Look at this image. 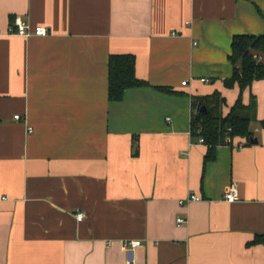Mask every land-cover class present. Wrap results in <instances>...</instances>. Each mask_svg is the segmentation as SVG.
Masks as SVG:
<instances>
[{
    "label": "crops",
    "instance_id": "0c3cea01",
    "mask_svg": "<svg viewBox=\"0 0 264 264\" xmlns=\"http://www.w3.org/2000/svg\"><path fill=\"white\" fill-rule=\"evenodd\" d=\"M16 16L48 32L0 34V264H264V78L241 94L256 143L205 159L191 133L192 96L236 99L230 42L264 0H0V30ZM111 53L148 84L110 100Z\"/></svg>",
    "mask_w": 264,
    "mask_h": 264
},
{
    "label": "trees",
    "instance_id": "16d2710c",
    "mask_svg": "<svg viewBox=\"0 0 264 264\" xmlns=\"http://www.w3.org/2000/svg\"><path fill=\"white\" fill-rule=\"evenodd\" d=\"M228 59L232 64V74L223 80L226 87L237 83L239 93L226 113L221 110L224 98L219 91L208 96H192L191 104L195 115L191 117V133L202 136L208 145L205 159L211 158L216 145L224 144L229 135L249 143L254 136L251 123L255 120L256 99L250 95L248 102L242 100V91L249 87L253 80L264 78V33L235 34L230 42ZM135 56L132 53H111L108 58V98L118 100L126 88L147 85L148 82L138 78L134 73ZM158 89L171 92L167 86H156ZM204 105L205 110L200 111ZM264 127V119L260 120ZM229 128V130H227ZM264 242V234L255 235L250 241Z\"/></svg>",
    "mask_w": 264,
    "mask_h": 264
},
{
    "label": "built area",
    "instance_id": "2783aa9c",
    "mask_svg": "<svg viewBox=\"0 0 264 264\" xmlns=\"http://www.w3.org/2000/svg\"><path fill=\"white\" fill-rule=\"evenodd\" d=\"M47 29L43 25H34L31 26L27 21L23 20L21 17L16 16L13 18L12 22L5 28L4 31L0 30V34H7V35H22V36H28L31 34L36 35H45L47 34ZM203 81H207L206 78H202ZM187 81L183 80L182 83L185 84ZM19 115L16 114L14 117H18ZM28 130H31V127H28ZM229 130V128L227 129ZM198 142L204 143L203 137L198 136ZM224 144H234L237 146H241L242 143H233L232 138L229 135H226L224 138ZM239 197L238 189L235 183H231L228 187V189L224 193V199L227 201H233ZM201 196L194 192H188L185 197L180 198L178 200L179 204H184L189 201L193 200H200ZM84 213L81 211H78L75 213V218L77 220H80L83 217ZM176 221L178 223L185 222V219L182 217H177ZM112 241H108L107 244H111ZM141 244L140 239H124L119 241L120 247L125 251H131L134 250L136 247H138Z\"/></svg>",
    "mask_w": 264,
    "mask_h": 264
},
{
    "label": "water",
    "instance_id": "95a60500",
    "mask_svg": "<svg viewBox=\"0 0 264 264\" xmlns=\"http://www.w3.org/2000/svg\"><path fill=\"white\" fill-rule=\"evenodd\" d=\"M205 110V107L204 105L201 106L200 108V111H204ZM251 143H256L257 142V138L256 137H251L250 140H249Z\"/></svg>",
    "mask_w": 264,
    "mask_h": 264
},
{
    "label": "rangeland",
    "instance_id": "374dc122",
    "mask_svg": "<svg viewBox=\"0 0 264 264\" xmlns=\"http://www.w3.org/2000/svg\"><path fill=\"white\" fill-rule=\"evenodd\" d=\"M255 123H258V121H255V120H254V121L252 122V124H255ZM252 129H253V127H252Z\"/></svg>",
    "mask_w": 264,
    "mask_h": 264
}]
</instances>
